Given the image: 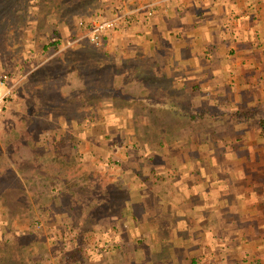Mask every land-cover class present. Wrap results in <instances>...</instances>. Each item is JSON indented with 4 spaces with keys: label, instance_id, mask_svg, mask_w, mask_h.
Instances as JSON below:
<instances>
[{
    "label": "rangeland",
    "instance_id": "rangeland-1",
    "mask_svg": "<svg viewBox=\"0 0 264 264\" xmlns=\"http://www.w3.org/2000/svg\"><path fill=\"white\" fill-rule=\"evenodd\" d=\"M144 5L0 0V76L13 86L0 114V264L258 262L255 249L226 245L228 230L212 239L216 221L198 224L191 214L178 227L193 217L195 244L160 242L175 235L143 188L165 189L181 174L171 160L180 165L196 143L219 145L223 121L208 115L218 113L208 88H184L187 73H167L143 43L126 41ZM122 13L133 20L107 32L102 47L88 41L93 23ZM130 84L131 103L117 94ZM244 111L232 122L260 125L264 107Z\"/></svg>",
    "mask_w": 264,
    "mask_h": 264
},
{
    "label": "crops",
    "instance_id": "crops-1",
    "mask_svg": "<svg viewBox=\"0 0 264 264\" xmlns=\"http://www.w3.org/2000/svg\"><path fill=\"white\" fill-rule=\"evenodd\" d=\"M139 8L126 41L143 43V53L153 55L167 73H187L178 82L184 88H208V103L218 104V113L208 115L223 121L219 145L196 143L199 149L180 165L173 158L170 169L181 174L163 182L166 188L160 192V184L151 186L156 192L142 187V193L155 194L161 224L175 235L160 242L188 248L196 243V221H216L219 227L209 230L212 239L226 229V245L255 249V258L264 264V138L256 124L231 120L232 113L264 107V0H145ZM185 214L197 220H183L185 226L178 227ZM228 215L236 216L230 220Z\"/></svg>",
    "mask_w": 264,
    "mask_h": 264
},
{
    "label": "built area",
    "instance_id": "built-area-1",
    "mask_svg": "<svg viewBox=\"0 0 264 264\" xmlns=\"http://www.w3.org/2000/svg\"><path fill=\"white\" fill-rule=\"evenodd\" d=\"M133 20L132 15L122 13L116 15L109 20H103L91 25L88 39L93 44H99L107 32L114 30L119 24L130 23ZM13 86L10 85L9 79L6 75L0 76V114L6 106L8 99L11 96Z\"/></svg>",
    "mask_w": 264,
    "mask_h": 264
},
{
    "label": "trees",
    "instance_id": "trees-1",
    "mask_svg": "<svg viewBox=\"0 0 264 264\" xmlns=\"http://www.w3.org/2000/svg\"><path fill=\"white\" fill-rule=\"evenodd\" d=\"M57 42H58V40H55V41L52 42V46H53L52 48H54L58 44ZM103 44H104V37H103V39L101 40V42L98 45H100L102 47ZM46 48L50 49L51 47L47 46ZM6 76H9V74L7 73ZM135 87H136L135 84L122 86L121 89H125L124 92H123V90L122 91H117V94H119L121 96V98L125 99L126 102L131 103L132 101H135L137 99V98L134 99V97L130 96L132 94V91L136 90V89H134ZM140 101H143L144 103L149 102L147 99H142V98L140 99ZM250 115H255V111L251 112ZM259 124H260L259 126L261 128V133L264 135V114H263V119H261V121H259ZM255 264H261V263L257 262Z\"/></svg>",
    "mask_w": 264,
    "mask_h": 264
}]
</instances>
